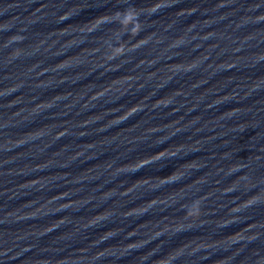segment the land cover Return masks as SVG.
I'll return each mask as SVG.
<instances>
[{
    "label": "water",
    "instance_id": "obj_1",
    "mask_svg": "<svg viewBox=\"0 0 264 264\" xmlns=\"http://www.w3.org/2000/svg\"><path fill=\"white\" fill-rule=\"evenodd\" d=\"M0 264H264V0H0Z\"/></svg>",
    "mask_w": 264,
    "mask_h": 264
}]
</instances>
